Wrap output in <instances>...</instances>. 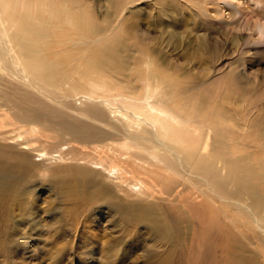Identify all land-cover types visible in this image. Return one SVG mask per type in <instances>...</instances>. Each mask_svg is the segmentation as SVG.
<instances>
[{
    "label": "rangeland",
    "instance_id": "rangeland-1",
    "mask_svg": "<svg viewBox=\"0 0 264 264\" xmlns=\"http://www.w3.org/2000/svg\"><path fill=\"white\" fill-rule=\"evenodd\" d=\"M87 1L102 19L101 13L115 11L123 0ZM130 13L126 24L133 25L135 38L128 43L131 52L121 56L132 59L137 53V60L141 46L150 48L165 69L181 76L194 104L201 100L213 108L227 91L237 93L240 103L223 109L233 121L231 131H240L230 134L232 143L237 141L231 159L240 167L228 172L210 163L205 168L208 177L212 174L211 186L235 199L240 193L242 202L264 210V0H135L119 19ZM67 113L19 83L0 79V160L20 170L17 160L1 152H25L41 171L28 176L20 193L0 185V264H264L262 232L248 216L224 208L203 182L179 190L195 202L210 197L230 220L214 205L213 218L199 220L193 212L183 213L175 196H128L120 180L90 163L95 158L90 150L67 145L64 153H52L51 143L61 136L56 129L27 136L25 129L6 125L9 116L13 121L49 116L52 125L77 123ZM78 168L91 178L82 183L83 197L76 199L66 195L64 183L73 180ZM26 188L33 194L29 201ZM143 208L151 209L148 217Z\"/></svg>",
    "mask_w": 264,
    "mask_h": 264
},
{
    "label": "bare ground",
    "instance_id": "bare-ground-1",
    "mask_svg": "<svg viewBox=\"0 0 264 264\" xmlns=\"http://www.w3.org/2000/svg\"><path fill=\"white\" fill-rule=\"evenodd\" d=\"M134 2L116 3L115 11L107 10L99 19L87 0H0V79L19 83L56 109L71 112L67 115H75L77 121L52 125V119L45 115L41 120L39 116L19 121L9 116L6 125L25 129L27 136L41 134V130L48 135L56 129L61 136L51 143L52 153H64L67 145L88 149L93 153L90 157H95L90 163L120 180L129 190L126 195L150 200L175 196L171 200H178L183 213L193 212L199 220H209L214 213L211 205L217 206V202L210 197L209 202H195L179 190L187 183L195 186L203 182L224 208L248 216L264 239V210L255 207V202H242L240 193L235 199L211 186L212 174L208 177L210 171L205 168L210 163L228 172L240 167L233 164L236 159H231L230 151L237 143H232L230 134L240 131H231L233 121L223 109L232 105L230 102L240 103L237 93L234 89L227 91L213 108L201 100L194 104L195 98L184 93L188 91H184L181 76L165 69L150 48L141 46L137 60L133 57L137 53L132 59L124 58L131 52L128 43L135 38V29L126 24L131 13L119 18ZM1 155L9 161L17 160L20 170L0 160V180L7 183L0 185L20 193L30 176L41 174L25 152L6 151ZM248 159L253 161L252 154ZM74 175L64 183L65 193L82 198L86 192L82 183L91 177L81 168ZM221 175L220 179H225L224 172ZM31 192H23L28 196L26 201L33 197ZM128 203L135 205L134 201ZM218 209L230 220L228 211ZM150 210L143 208V217H148Z\"/></svg>",
    "mask_w": 264,
    "mask_h": 264
}]
</instances>
